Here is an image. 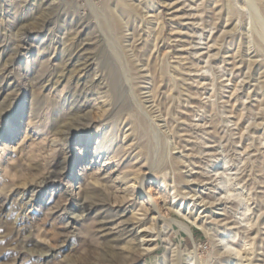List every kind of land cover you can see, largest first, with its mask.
<instances>
[{
	"label": "rangeland",
	"instance_id": "1",
	"mask_svg": "<svg viewBox=\"0 0 264 264\" xmlns=\"http://www.w3.org/2000/svg\"><path fill=\"white\" fill-rule=\"evenodd\" d=\"M246 1L0 0V264H264V0ZM75 119L111 135L106 164ZM136 217L139 247L111 231Z\"/></svg>",
	"mask_w": 264,
	"mask_h": 264
},
{
	"label": "bare ground",
	"instance_id": "2",
	"mask_svg": "<svg viewBox=\"0 0 264 264\" xmlns=\"http://www.w3.org/2000/svg\"><path fill=\"white\" fill-rule=\"evenodd\" d=\"M246 1V0H245ZM247 2V1H246ZM254 4V3H253ZM252 4V5H253ZM251 5V4H250ZM258 5H260L259 3H258ZM102 17V16H101ZM103 18H104V16H103ZM81 44V43H80ZM75 47V46H74ZM77 49H79V48H77ZM88 51V50H87ZM30 48H28L27 50H26V52H24V55H27V54H30ZM33 55V54H32ZM74 55V54H73ZM61 56V55H60ZM29 57V56H28ZM63 57V56H62ZM27 58V57H26ZM66 58H67V56H66ZM65 58V59H66ZM60 60V59H59ZM72 61V60H71ZM74 63V62H73ZM77 63V62H76ZM66 66V65H65ZM74 66V65H73ZM70 68V67H69ZM71 68H73V67H71ZM78 76V75H77ZM80 77V76H79ZM60 78V77H59ZM61 79V78H60ZM48 80V79H47ZM7 81H9V77H8V74H3V73H1V71H0V86L2 85V84H4V83H6ZM13 81V80H12ZM60 81V80H59ZM9 83V82H8ZM83 83V82H82ZM113 83V82H112ZM53 84V83H52ZM83 85V84H82ZM9 86V85H8ZM115 86V85H114ZM1 90V89H0ZM25 90V89H24ZM27 90V89H26ZM25 90V91H26ZM98 92V91H97ZM26 93V92H25ZM97 94V93H96ZM95 94V95H96ZM93 96V95H92ZM68 101V100H67ZM90 103V102H89ZM68 104H69V101H68ZM73 105V104H72ZM76 120H78V119H75V120H73L72 121V123H71V127L73 126V125H77V126H84V127H82V128H80L82 131H81V136H82V138H83V141H84V145H85V147H84V149L87 151V152H89V151H91V153H92V156H93V159L94 160H99L100 162H106V160H110V158H109V156H111L110 154H111V152L113 151L112 150V143H111V140H112V137H111V135L110 136H107V135H105V133L104 134H102V133H97V132H94L93 130H94V128H95V122L94 121H86L85 123H75V121ZM79 121V120H78ZM101 131V130H100ZM96 138V142L95 143H92V141H93V139H95ZM70 142V140H69V138L67 139V143H69ZM94 142V141H93ZM112 150V151H111ZM112 157V156H111ZM92 162V161H91ZM98 162V161H97ZM66 163V160L63 162V164H65ZM103 163V164H104ZM106 164V163H105ZM108 165V164H107ZM65 169V167L63 166V168H62V171ZM100 170H101V168H100ZM101 172V171H100ZM57 173V172H56ZM60 173H62V172H60ZM60 173H57L58 175H56L55 174V178H57V176H59V174ZM99 175V174H98ZM53 177V178H54ZM98 178V177H97ZM105 178V177H104ZM124 178V177H123ZM122 178V179H123ZM126 178V177H125ZM105 180H107V179H105ZM109 180V179H108ZM120 181V180H119ZM125 181H127V180H125ZM142 181V180H141ZM50 182H54L53 181V179H52V176H50V177H48L47 179H46V184H48V183H50ZM104 182V181H103ZM96 183H98L97 181H96ZM109 183H111V182H109ZM142 183H144V182H142ZM124 185V184H123ZM141 186H140V188H142L143 186H142V184H140ZM117 187H118V185H117ZM119 189V188H118ZM83 191V190H82ZM139 191H140V189H139ZM81 193V192H80ZM141 193H142V191H141ZM78 195H79V193H77ZM87 194V193H86ZM81 195V194H80ZM85 195V194H84ZM148 200H150V201H152V202H154L153 200H152V197L150 196V195H148ZM83 199V198H82ZM89 198L87 197V196H84V200L86 201L85 202V205H84V207L85 208H90L91 206H92V204H90V202H89V200H88ZM83 200V201H84ZM82 201V200H81ZM82 201V202H83ZM151 202V203H152ZM151 208V207H150ZM154 208V207H153ZM152 208V209H153ZM157 210V209H156ZM151 212V211H150ZM151 214V213H150ZM157 214V213H156ZM160 214V213H159ZM137 216V215H136ZM147 216V215H146ZM145 216V217H146ZM159 216V215H158ZM161 218H162V216H160ZM159 218V217H158ZM143 219V218H142ZM142 219H137V217H136V219H133V220H129V221H125V222H119V223H117L116 224V226L111 230V231H113V232H117V233H120V235H122V237H129L130 239L128 240V241H126V243L125 244H128V243H135V245L136 246H140V245H143V244H145V242L147 241V238L149 237V234H148V232L146 231V230H137V232L135 231L134 232V230H136V228H139L141 225L140 224H142L141 223V221H143ZM156 219V218H155ZM144 220H145V218H144ZM144 224V223H143ZM142 224V225H143ZM148 230H150V229H148ZM150 232V231H149ZM151 233V232H150ZM153 237V236H152ZM247 259V258H246ZM236 261H237V259H236ZM189 262H191V264H193V259H190V261ZM241 262H244V260H242ZM236 263V262H235ZM199 264V263H198Z\"/></svg>",
	"mask_w": 264,
	"mask_h": 264
}]
</instances>
